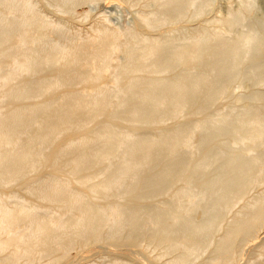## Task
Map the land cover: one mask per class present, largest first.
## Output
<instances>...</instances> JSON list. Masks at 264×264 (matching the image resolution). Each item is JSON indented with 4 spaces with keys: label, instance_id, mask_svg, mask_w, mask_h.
Masks as SVG:
<instances>
[{
    "label": "bare ground",
    "instance_id": "bare-ground-1",
    "mask_svg": "<svg viewBox=\"0 0 264 264\" xmlns=\"http://www.w3.org/2000/svg\"><path fill=\"white\" fill-rule=\"evenodd\" d=\"M84 1L72 7L86 15ZM158 21L79 26L0 0V264H193L220 230L200 264H264V187L220 226L233 193L264 183V113L245 104L251 117L227 131L217 112V138L195 139L214 94L195 77L216 74L218 48L201 31L142 32ZM251 124L254 152L224 155L222 137Z\"/></svg>",
    "mask_w": 264,
    "mask_h": 264
},
{
    "label": "rangeland",
    "instance_id": "rangeland-1",
    "mask_svg": "<svg viewBox=\"0 0 264 264\" xmlns=\"http://www.w3.org/2000/svg\"><path fill=\"white\" fill-rule=\"evenodd\" d=\"M30 1L50 18L72 17L79 26H86L95 16L105 14L112 23L128 27L134 25L139 13H145L159 20L153 26H145L142 30L145 34H165L170 42L179 43L187 40L195 31H201L205 39H211V44L218 48L219 59L214 65L217 72L215 75L200 72L195 80L211 79L214 94L207 98L206 105L212 114L202 128L193 131L195 139L207 132L217 138L216 133L212 132L217 112L225 114L223 127L227 131H232L242 120L251 117L252 114H246L245 104L254 107L258 114L264 113V103L260 98L264 94V0H112V4L107 3L109 0H85L83 10L86 15L81 10L73 9L76 0ZM172 7L175 11L170 14ZM119 60L125 62V54H120ZM180 120L186 122L190 116L185 114ZM253 128L251 124L244 132H227L222 137L226 147L224 155L238 156L254 152L260 141L246 139ZM220 168L219 162L208 163L203 167V172L209 178ZM263 187L264 183L253 184L243 192L233 193L230 205L223 212L221 228L231 223L242 205ZM206 198L207 195L201 199V205L195 207V215L208 210ZM221 231L211 237L208 247L194 255L193 264H200L211 255ZM259 231L263 232L264 228ZM156 252V249L150 250V257ZM95 259L101 263L105 261L100 257ZM142 264L148 263L142 261Z\"/></svg>",
    "mask_w": 264,
    "mask_h": 264
}]
</instances>
